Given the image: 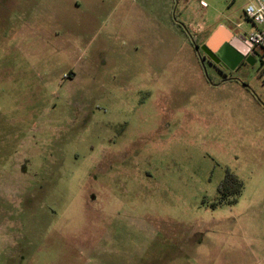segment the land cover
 I'll return each mask as SVG.
<instances>
[{"label":"rangeland","instance_id":"obj_1","mask_svg":"<svg viewBox=\"0 0 264 264\" xmlns=\"http://www.w3.org/2000/svg\"><path fill=\"white\" fill-rule=\"evenodd\" d=\"M246 3L0 0V264H264V66L200 53Z\"/></svg>","mask_w":264,"mask_h":264},{"label":"water","instance_id":"obj_2","mask_svg":"<svg viewBox=\"0 0 264 264\" xmlns=\"http://www.w3.org/2000/svg\"><path fill=\"white\" fill-rule=\"evenodd\" d=\"M235 51L239 55L247 54V47L243 38L235 35L224 26H218L202 45L201 51L204 52L210 59L215 62H222L229 65V69L233 70L239 63L238 60H233L236 55L231 51ZM242 49V50H241ZM232 62V64H231Z\"/></svg>","mask_w":264,"mask_h":264},{"label":"built area","instance_id":"obj_3","mask_svg":"<svg viewBox=\"0 0 264 264\" xmlns=\"http://www.w3.org/2000/svg\"><path fill=\"white\" fill-rule=\"evenodd\" d=\"M201 6H205L201 3ZM243 15L249 21L253 30L244 37L247 53L257 57L264 66V0H248Z\"/></svg>","mask_w":264,"mask_h":264},{"label":"flooded vegetation","instance_id":"obj_4","mask_svg":"<svg viewBox=\"0 0 264 264\" xmlns=\"http://www.w3.org/2000/svg\"><path fill=\"white\" fill-rule=\"evenodd\" d=\"M211 34H209V36H210ZM209 36L206 38V40L209 38ZM206 40L202 43V45L206 42ZM242 50V49H241ZM231 53L233 52L236 56L233 58L232 57V62H233V60H238L239 61V63H238V65L235 67V69L239 66V65H241L243 62H249V63H251V56L247 53L246 55H239V54H237L235 51H233L232 49H231V51H230ZM200 53H201V55H202V58L203 59H206L207 60V63L209 64V66L215 71V72H218V73H221V72H224V71H228V70H230L229 69V65H226V64H223L222 62H215L214 60H212V59H210L204 52H202L201 50H200ZM232 62H231V64H232Z\"/></svg>","mask_w":264,"mask_h":264},{"label":"trees","instance_id":"obj_5","mask_svg":"<svg viewBox=\"0 0 264 264\" xmlns=\"http://www.w3.org/2000/svg\"><path fill=\"white\" fill-rule=\"evenodd\" d=\"M240 187L239 181L234 176L227 174L218 186L217 191L220 195L224 196L227 193H237Z\"/></svg>","mask_w":264,"mask_h":264},{"label":"crops","instance_id":"obj_6","mask_svg":"<svg viewBox=\"0 0 264 264\" xmlns=\"http://www.w3.org/2000/svg\"><path fill=\"white\" fill-rule=\"evenodd\" d=\"M248 1V0H247ZM239 26V25H238ZM224 27H226L228 30H230L232 33H234V34H236L229 26H225L224 25ZM237 35V34H236ZM244 39V38H243ZM244 41V40H243ZM251 63H254V58L253 57H251ZM235 69V68H234Z\"/></svg>","mask_w":264,"mask_h":264}]
</instances>
